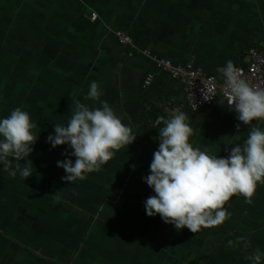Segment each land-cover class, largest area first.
<instances>
[{
    "label": "crops",
    "instance_id": "crops-1",
    "mask_svg": "<svg viewBox=\"0 0 264 264\" xmlns=\"http://www.w3.org/2000/svg\"><path fill=\"white\" fill-rule=\"evenodd\" d=\"M115 31L173 66L191 63L220 78L217 68L229 60L243 67L249 48L264 55V0H0V119L20 107L38 126L20 161H31L32 175L12 178L0 165V264H252L247 256L264 253V184L251 204L231 197L229 217L195 234L147 216L155 193L145 178L159 147L148 118L179 108L193 147L221 158L252 126L264 131V121L243 125L220 96L192 111L181 82L119 44ZM93 81L102 94L85 100ZM74 100L89 108L106 101L136 139L100 171L65 182L57 162L74 163L72 149L53 148L47 137L66 126Z\"/></svg>",
    "mask_w": 264,
    "mask_h": 264
},
{
    "label": "clouds",
    "instance_id": "clouds-1",
    "mask_svg": "<svg viewBox=\"0 0 264 264\" xmlns=\"http://www.w3.org/2000/svg\"><path fill=\"white\" fill-rule=\"evenodd\" d=\"M217 71L224 77L227 107L237 114L238 121L245 126L264 121V86L250 83L230 60ZM101 94L99 84L93 81L84 99L98 100ZM204 99L210 98L205 95ZM73 104L66 126L54 125L55 135L47 137L53 148L69 145L72 149L74 163L71 159L57 162V167L66 173L62 178L65 182L84 180L85 174L100 171L117 151L136 139L106 101L97 108H89L79 100ZM159 121L163 124L158 132L159 147L153 153L150 174L145 178L155 193L145 202L147 216L159 215L176 230L186 228L195 234L221 225L229 217L225 204L231 197L243 196L246 203H252L257 185L264 184V131L252 126L243 145L232 146L227 157L221 158L193 147L190 143L193 129L179 108L170 118L161 116ZM240 123L235 126L237 132ZM37 127L29 113L20 107L0 119V165L10 177L15 178L19 172L26 180L32 175L31 161L23 164V168L20 161L32 153L38 138L33 130ZM262 256L264 253L257 249L246 259L261 264Z\"/></svg>",
    "mask_w": 264,
    "mask_h": 264
},
{
    "label": "built area",
    "instance_id": "built-area-1",
    "mask_svg": "<svg viewBox=\"0 0 264 264\" xmlns=\"http://www.w3.org/2000/svg\"><path fill=\"white\" fill-rule=\"evenodd\" d=\"M95 18L96 15L92 14L91 19L94 20ZM113 34L119 44L129 46L135 52L150 58L158 69L166 72L171 78L179 80L183 87L186 104L192 111L210 106L218 96L222 97L227 103L223 94V75L220 78L207 75L202 70L193 67L191 63L179 67L173 66L165 59L150 55L145 50L136 49L131 38L122 31H115ZM244 61L245 65L239 67L242 70L243 77L253 85L264 86V55L262 52L256 47H251L248 49ZM151 80V75L146 76L142 88L145 89ZM205 95L210 99L205 100Z\"/></svg>",
    "mask_w": 264,
    "mask_h": 264
},
{
    "label": "trees",
    "instance_id": "trees-1",
    "mask_svg": "<svg viewBox=\"0 0 264 264\" xmlns=\"http://www.w3.org/2000/svg\"><path fill=\"white\" fill-rule=\"evenodd\" d=\"M163 116L165 119H168L169 117H166L162 111L155 110L150 114L149 120V130L153 136L154 142L159 143V135L158 132L161 127H163L162 122L158 121V118Z\"/></svg>",
    "mask_w": 264,
    "mask_h": 264
},
{
    "label": "rangeland",
    "instance_id": "rangeland-1",
    "mask_svg": "<svg viewBox=\"0 0 264 264\" xmlns=\"http://www.w3.org/2000/svg\"><path fill=\"white\" fill-rule=\"evenodd\" d=\"M16 72L14 71V72H12V75H14ZM12 88V90H14V87H11ZM12 104V103H11Z\"/></svg>",
    "mask_w": 264,
    "mask_h": 264
}]
</instances>
